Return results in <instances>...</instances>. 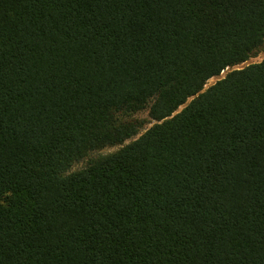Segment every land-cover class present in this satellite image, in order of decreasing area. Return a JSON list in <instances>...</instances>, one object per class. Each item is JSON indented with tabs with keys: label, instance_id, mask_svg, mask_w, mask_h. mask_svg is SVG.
Masks as SVG:
<instances>
[{
	"label": "trees",
	"instance_id": "1",
	"mask_svg": "<svg viewBox=\"0 0 264 264\" xmlns=\"http://www.w3.org/2000/svg\"><path fill=\"white\" fill-rule=\"evenodd\" d=\"M263 52L264 0H0V264H264Z\"/></svg>",
	"mask_w": 264,
	"mask_h": 264
},
{
	"label": "rangeland",
	"instance_id": "2",
	"mask_svg": "<svg viewBox=\"0 0 264 264\" xmlns=\"http://www.w3.org/2000/svg\"><path fill=\"white\" fill-rule=\"evenodd\" d=\"M264 59V52L259 54L257 57L253 58L252 60H250L247 64L245 65H248V64H251V63H259L261 62L262 60ZM244 65V66H245ZM227 71L224 72L221 77H224L226 75ZM217 81V78H213L211 79L208 84L206 85V88L207 89L209 86L213 85L215 82ZM182 109V108H181ZM180 109V110H181ZM137 118H140V119H146L149 121V124L145 127L144 130L141 131V134H143L146 129L150 128L155 122L154 121H151L149 119V116H148V112L145 111V112H141L139 114L136 115ZM140 134V135H141ZM139 137V136H138ZM137 138V137H136ZM130 141H128L127 143H129ZM121 148V146H116V147H109V148H105L103 150H99V151H96L94 153H92L89 157H87L86 159L76 163L73 167L72 170H79V169H82L84 167H86L88 165V163L90 162V160L92 158H97L99 156H102V155H107V154H110V153H114L116 152L117 150H119Z\"/></svg>",
	"mask_w": 264,
	"mask_h": 264
}]
</instances>
